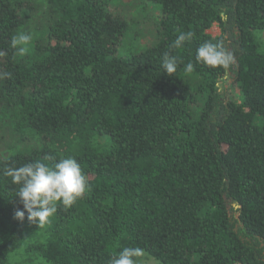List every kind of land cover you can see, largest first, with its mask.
Returning <instances> with one entry per match:
<instances>
[{"label":"trees","instance_id":"16d2710c","mask_svg":"<svg viewBox=\"0 0 264 264\" xmlns=\"http://www.w3.org/2000/svg\"><path fill=\"white\" fill-rule=\"evenodd\" d=\"M149 1L162 10L157 41L119 57L127 23L109 0H0V115L48 140L0 158V264L36 225L14 218L23 205L4 169L62 157L89 189L32 226L48 264H109L125 247L161 264H264V0ZM20 32L33 37L23 55ZM204 41L223 45L228 67L197 64ZM166 53L183 61L173 77ZM229 72L239 101L219 86Z\"/></svg>","mask_w":264,"mask_h":264},{"label":"clouds","instance_id":"9594fccd","mask_svg":"<svg viewBox=\"0 0 264 264\" xmlns=\"http://www.w3.org/2000/svg\"><path fill=\"white\" fill-rule=\"evenodd\" d=\"M192 37L191 31L182 32L170 48L180 49ZM32 39L31 34L20 32L12 37V47L23 55L28 51ZM232 61V55L222 44L204 41L196 51L197 64L202 63L211 68L228 67ZM182 63L178 56L166 53L162 68L166 75L173 77L177 75L179 65ZM181 71L184 74H191L195 71V65L189 62ZM46 159L56 160L54 156H48ZM3 174L11 178L13 185L19 186L16 197L23 205V210L18 209L14 218L23 222L27 214L28 222L36 224L38 228L44 227L57 213L58 207H72L89 189L87 176L74 157H62L51 166L37 161L21 167H6ZM143 255V250L139 247H125L110 257L109 264H142L140 258Z\"/></svg>","mask_w":264,"mask_h":264},{"label":"rangeland","instance_id":"374dc122","mask_svg":"<svg viewBox=\"0 0 264 264\" xmlns=\"http://www.w3.org/2000/svg\"><path fill=\"white\" fill-rule=\"evenodd\" d=\"M109 3L110 8L119 12L127 23V30L118 48L117 56L130 57L139 54L157 41L162 20V10L158 4L149 0H109ZM208 33L212 36H219L221 29L215 24ZM256 36L264 40V32L257 33ZM219 86L223 92L227 93L228 98L239 101L240 89L235 85V75L232 72L220 81ZM47 142L45 138L29 131L19 134L13 128L12 121L5 115H0L1 159L18 151H29ZM32 226L30 225L20 249L10 257L8 264H48L33 250L36 240L40 237L37 233L31 232V228L43 229V227ZM143 253L144 255L140 258L142 264H161L148 253Z\"/></svg>","mask_w":264,"mask_h":264}]
</instances>
